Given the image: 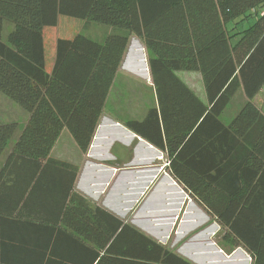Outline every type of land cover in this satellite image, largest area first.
Masks as SVG:
<instances>
[{
    "label": "trees",
    "instance_id": "trees-1",
    "mask_svg": "<svg viewBox=\"0 0 264 264\" xmlns=\"http://www.w3.org/2000/svg\"><path fill=\"white\" fill-rule=\"evenodd\" d=\"M61 17L144 39L158 107L124 126L264 264V0H0V92L29 114L0 169V264H191L76 194L78 167L51 158L64 128L88 152L129 41L61 37ZM178 72L201 73L207 104ZM238 89L246 102L225 124ZM18 129L0 125V159Z\"/></svg>",
    "mask_w": 264,
    "mask_h": 264
},
{
    "label": "crops",
    "instance_id": "crops-1",
    "mask_svg": "<svg viewBox=\"0 0 264 264\" xmlns=\"http://www.w3.org/2000/svg\"><path fill=\"white\" fill-rule=\"evenodd\" d=\"M100 29L101 33L99 37L101 36V34H103L102 38H99L93 34H87L86 36L95 41L103 42L109 35L117 34L127 36L129 38V41L125 52V60L123 59L115 76L114 82L111 86V89L107 96V100L105 102V106L102 111L99 125L95 132L92 144L89 148L88 157L91 160L85 164L81 163L82 161L79 158L78 154H82V152L79 147L78 149L76 148V150L73 149L72 152L74 153L72 154L68 150H65V144H61V138L63 134L68 131L67 128L63 129L59 139L57 140L51 152V158L72 165H81V172L74 186V189L75 191H77V193L92 201H103V197H107L105 198L103 207H105L108 211L118 217H121L120 215L123 213V216L125 217L130 213L133 214V212V216H135L136 210L135 208L132 209V206H137L136 203H138L139 198L136 199L135 203L130 207L121 206L117 207L116 209V206L113 205V196L116 193L114 192L115 190L113 191L115 187L111 189L110 185L113 184V180L115 178H120L121 183H124L127 186L133 185L129 188L133 191H135L137 187L140 191H137L139 197H142V195L146 196L145 191H149L151 189V186L155 190L153 191L154 194L156 190L164 184H170V179L173 180L167 169V167L169 166L167 154L160 151L147 141L143 140L124 126L125 122H127L128 120L142 121L151 108L158 107L156 89L149 69L150 52L146 47L144 39L140 36H137L136 34L129 33L128 31L123 29H115L112 27L106 29L100 27ZM12 30V24H10L9 22H5L3 30L4 40L7 39L9 33ZM182 74H185L186 76L193 75L195 78H199L203 81L201 73L178 72L177 75L203 103L207 104L206 91L203 93L196 92L188 83V81L183 78ZM28 120L29 114L27 115V121ZM67 140H69V138ZM2 166L0 167V169L2 168ZM136 167H141L143 169L133 172L129 169ZM149 173L150 175H148ZM147 175L148 177H152V179L149 181L150 183H146L148 182L146 181ZM149 184H151L150 187H148ZM125 194L120 193L118 196V199L123 203L124 206H126L123 197ZM140 194L142 195L140 196ZM185 196H188L187 193ZM189 200H192L190 196H188V199L184 198V201L181 202V207H179L178 213L176 212V215L174 217L175 220H173V222L171 223L170 230L167 236H169L171 232L176 231V228L178 226H180L179 230L181 229L182 222L185 219L184 216H186L185 213H187L188 211L187 206L191 203L187 202ZM199 213L200 215L202 214L201 212ZM193 216L196 215L193 213ZM136 218L134 220L135 222L137 221ZM207 223H209V221L205 223H198L197 226L188 227L183 231L182 235H180L178 231L177 236L179 235L182 236L181 238H183L191 233L197 234L196 231H199L201 228L207 226ZM215 224L217 223L215 222ZM187 252L189 251L181 252V254L186 259L192 261V259L184 254ZM190 254L195 253L190 252Z\"/></svg>",
    "mask_w": 264,
    "mask_h": 264
},
{
    "label": "rangeland",
    "instance_id": "rangeland-1",
    "mask_svg": "<svg viewBox=\"0 0 264 264\" xmlns=\"http://www.w3.org/2000/svg\"><path fill=\"white\" fill-rule=\"evenodd\" d=\"M100 27H103V29H106V28H109L110 26L99 25L96 23H89V22H85L82 20L73 19V18H69V17H61L60 22H59V26H58V31H59L61 37H64V38L73 37L74 35L79 34V33H81L83 35L93 34V35L99 37V35L101 33ZM102 36H103V34H101V36L99 38H102ZM124 60H125V57H124ZM182 73H189V72H182ZM182 76H183V78H185L188 81V83L193 87V89L196 92H198V93L205 92V86H204V83L201 79L195 78L193 75H190V76L187 75L186 76L185 74H182ZM245 102H246V98H245V95H244L242 89H238V91L236 92V94L232 98L231 102L229 103V105L224 110V112L221 116L222 121L225 124H229L234 119V117L240 112V110L243 108ZM255 103L261 109V111L264 113V88H263L262 92L255 99ZM27 115H28V113H26L20 106H18L16 103L12 102L10 99H8L6 96H4L0 92V125L6 124V123H16L19 126L17 134L15 135V137L13 138V140L11 141V143L8 147L9 149L7 148V150L5 151V153L3 154V156L0 159V167L4 163L6 156L10 152V148L13 147L14 143L16 142L18 137L20 136L22 129L26 125ZM68 138H69V140H67ZM61 144H63V145L65 144V150L66 151L68 150L71 154L74 153V152H72L73 149L74 150H76V148L78 149L76 142L74 141L73 137L69 134L68 131H66L63 134V136L61 138ZM82 154L81 153L78 154L79 158L82 161L81 162L82 164H85L91 160L88 157L89 150L87 153H85L83 155ZM75 166H77L79 169L78 170L79 171L78 177H79L80 172H81V165H75ZM129 169L131 171H136V170L140 171V169H143V168L136 167V168H129ZM78 177H77V179H78ZM149 181L150 180H148V182H146V183H150ZM170 181H173V180L170 179L169 182ZM175 183L178 184L177 182H175ZM120 185H125V184L121 183L120 178H115L113 180V184H111V186H110L111 189H113L115 187L113 189V191L115 190L114 192L116 193L113 196V198H114L113 205L116 206V209H117V207H121V205L123 207H128L127 205L124 206L123 204H119V203H121V201H119V199H118V196H117L118 192H119V194L121 192L124 194L126 193L124 196L127 195V191H126L127 189L126 190L121 189ZM150 185L151 184H149L148 187H150ZM178 185H176L177 190L171 191V193H177V194L183 193V194H181L182 195L181 198H183V199L187 198L188 199L189 195L187 194L188 196H185L186 193L184 195L185 191H183L184 190L183 187L180 185L178 187ZM160 188H158V189L160 190ZM164 189H166V187ZM153 191H155V190L151 186V189L149 191H147V190L145 191L146 196L142 195V197H139V199L137 198L138 203L140 202L139 204L136 203L137 206H132L135 202L131 205L132 209L135 208V210H136L135 216H133L134 212H133V214L130 213V214L126 215L125 217L123 216L124 214L120 213L122 215V216L121 215L120 216L124 217V218L116 216L115 214L108 211L105 207H103V203L105 201V198H107V197H105V198L103 197V201L102 200L101 201H92V200L86 199L85 197L84 198L92 206H99V207L103 208L104 210L108 211L109 213H111L112 215H114L115 217L120 219L121 221L125 222L126 224H129L130 226H132L133 228H135L139 232L145 234L149 238L153 239L155 242L163 245L166 249L177 254L178 256H180L181 258L190 262L191 264H252L251 257L246 253V251L243 248H235L223 240L224 230L222 229V227H220L219 224L214 219H212L211 216L202 207H200L194 201L193 198H191L192 199L191 201L190 200L187 201V202H191V203L187 206L188 211H187V214L185 213L186 216H184L185 219L182 222L181 229L179 230L180 226H178L176 228V231L171 232L170 235L167 236L170 229H167L165 226H161V227L155 226V224L159 223L161 215L158 214L159 215L158 216L156 213H154L155 211L154 212L151 210L147 211L148 208L152 207L153 203H154V202L148 203V201L150 199L149 197L153 194ZM74 192L76 194H79V193H77V191H75V189H74ZM80 196H82V195H80ZM124 201L126 203V200H124ZM134 201H136V199H134ZM144 206H147L146 209L144 210V212L146 213L145 214L146 219H147V217L149 218V220H147V222H144V220H143L144 216L141 213ZM165 209H166V207L164 209L159 208V210H161V211L165 210ZM191 209H192V212H191ZM178 211H177V213H178ZM199 212H201L202 214L200 215ZM193 213L196 216H193ZM135 218L137 219L136 222L134 221ZM173 220H175L174 217H173ZM207 221H209V223H207V226L201 228L199 231H196L197 234L191 233L188 236H185L183 238H181L182 236H179V235L177 236L178 231H179V234L183 233V231L186 228L191 227V226H197L198 223H202V222L205 223ZM214 221L217 224H215ZM134 222H135V225L137 227L134 225ZM161 223H163V222H161ZM145 227H147L148 229L146 230ZM159 233H161V234H159ZM152 234L160 236L162 238L158 239V238H156V236H153ZM180 235H182V234H180ZM184 251H189V252L184 253V254L187 255L188 257H190V259H192V261H194L195 263L186 259L181 254V252H184ZM190 252L195 253V254H190Z\"/></svg>",
    "mask_w": 264,
    "mask_h": 264
},
{
    "label": "bare ground",
    "instance_id": "bare-ground-1",
    "mask_svg": "<svg viewBox=\"0 0 264 264\" xmlns=\"http://www.w3.org/2000/svg\"><path fill=\"white\" fill-rule=\"evenodd\" d=\"M146 74V73H145ZM101 127V126H100ZM103 127V126H102ZM147 146V145H146ZM133 172V171H132ZM144 172V171H143ZM148 173V172H147ZM134 174V173H133ZM138 174V172H137ZM152 174V173H151ZM154 174V173H153ZM146 175V173H145ZM150 175V173L148 174ZM147 175V180H151L152 178L151 177H148ZM137 176V175H136ZM143 176V175H142ZM146 177V176H145ZM154 178V177H153ZM141 180V179H140ZM145 181V180H144ZM172 182V183H171ZM134 184V183H133ZM107 185V184H106ZM145 185V184H143ZM176 183L173 182V181H170V185L168 184H164L160 190L158 189L154 194H152V196L150 197L148 203H151V202H154L153 203V206L152 207H149L147 211L151 210V211H155L154 213H156L157 215H161L160 217V220H159V223L158 224H155V226L157 227H161V226H165L167 229H170V226H171V223L173 221V217H175L176 215V212L178 211V208L181 206V202L184 201L183 198H181V194H177V193H171V191H175L177 190L176 188ZM111 186V185H110ZM130 186H133V185H120V188L123 189V190H126L127 191V195L124 196V200H126V205L127 206H131L135 201L134 199H137L139 198L138 194H137V191L138 188L136 187L135 191H133L132 189H129ZM166 187V189H164ZM104 188V187H103ZM174 188V189H173ZM145 189V188H144ZM133 191V192H132ZM121 192V191H120ZM140 192V191H139ZM122 193V192H121ZM142 194H140L141 196ZM117 196H119V192L117 194ZM170 197V198H169ZM131 199V200H130ZM120 201V200H119ZM118 203V202H117ZM147 203V204H148ZM119 204H123L122 202L119 203ZM122 206V205H121ZM147 206H144V208L142 209V214H143V220L144 222H147V220H149V218L145 217V212L144 210L146 209ZM166 207L165 210H159L160 209H164ZM159 210V211H158ZM124 214V213H123ZM187 214V213H186ZM158 215V216H159ZM122 216V215H121ZM159 219V218H158ZM191 221V220H190ZM163 222V223H161ZM143 223V222H142ZM145 229L147 230L148 228L145 227ZM182 234V233H180ZM153 235V234H152ZM153 236H156V238H162L160 236H157V235H153ZM190 258V257H189Z\"/></svg>",
    "mask_w": 264,
    "mask_h": 264
},
{
    "label": "water",
    "instance_id": "water-1",
    "mask_svg": "<svg viewBox=\"0 0 264 264\" xmlns=\"http://www.w3.org/2000/svg\"><path fill=\"white\" fill-rule=\"evenodd\" d=\"M184 195H185V193H184Z\"/></svg>",
    "mask_w": 264,
    "mask_h": 264
}]
</instances>
